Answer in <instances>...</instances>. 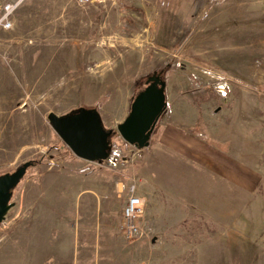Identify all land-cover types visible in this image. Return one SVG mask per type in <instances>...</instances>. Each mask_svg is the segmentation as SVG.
I'll list each match as a JSON object with an SVG mask.
<instances>
[{"label": "rangeland", "instance_id": "374dc122", "mask_svg": "<svg viewBox=\"0 0 264 264\" xmlns=\"http://www.w3.org/2000/svg\"><path fill=\"white\" fill-rule=\"evenodd\" d=\"M155 74L167 108L138 148L117 127ZM77 110L114 131L113 163L54 130ZM30 160L0 264H264V0H26L0 28V175Z\"/></svg>", "mask_w": 264, "mask_h": 264}, {"label": "water", "instance_id": "95a60500", "mask_svg": "<svg viewBox=\"0 0 264 264\" xmlns=\"http://www.w3.org/2000/svg\"><path fill=\"white\" fill-rule=\"evenodd\" d=\"M166 108V83L160 75H152L133 97L129 114L118 125L117 132L129 144L146 148L150 145L158 121ZM48 118L54 130L76 156L88 161L108 158L110 138L114 131L104 127L96 112L77 110L63 117L52 112ZM33 165L34 161L30 160L15 171L0 175V222L4 221L13 206V190Z\"/></svg>", "mask_w": 264, "mask_h": 264}, {"label": "built area", "instance_id": "2783aa9c", "mask_svg": "<svg viewBox=\"0 0 264 264\" xmlns=\"http://www.w3.org/2000/svg\"><path fill=\"white\" fill-rule=\"evenodd\" d=\"M26 0H8L0 9V28L9 30L13 27L14 16L19 7ZM81 5H91L104 0H77ZM141 155V154H140ZM107 163L111 164L114 159L108 157ZM144 209V200L140 195L136 193L135 186L129 188V193L125 200L123 208V221L121 225L122 233L127 238H138L146 236L147 231L141 224L140 217Z\"/></svg>", "mask_w": 264, "mask_h": 264}, {"label": "trees", "instance_id": "16d2710c", "mask_svg": "<svg viewBox=\"0 0 264 264\" xmlns=\"http://www.w3.org/2000/svg\"><path fill=\"white\" fill-rule=\"evenodd\" d=\"M161 77V76H160ZM135 96V95H134ZM133 96V97H134ZM133 97H132V99H133ZM132 99H131V101H132ZM131 101H130V106H131ZM130 106H129V111H130ZM116 133V132H115ZM34 164H35V161H34Z\"/></svg>", "mask_w": 264, "mask_h": 264}]
</instances>
